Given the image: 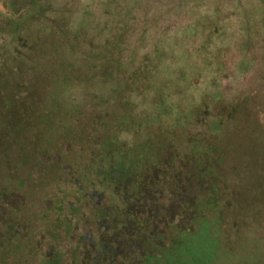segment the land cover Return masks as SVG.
Masks as SVG:
<instances>
[{
	"label": "rangeland",
	"instance_id": "374dc122",
	"mask_svg": "<svg viewBox=\"0 0 264 264\" xmlns=\"http://www.w3.org/2000/svg\"><path fill=\"white\" fill-rule=\"evenodd\" d=\"M0 83V93L20 107L11 110L18 119L21 110L29 115L28 105L37 112L32 118L29 109L31 121L0 139V237L8 219L29 222L16 250L0 246V264H42L52 245L57 250L53 238L76 228L97 239L91 207L70 210L67 199L74 201L77 190L53 163L56 154L79 164L75 175L90 191L96 177L86 175L89 158L66 150L67 130L77 127L79 114L88 123L97 118L98 138L119 146L141 145L150 133L164 138L159 164L168 163L167 146L178 156L191 154L194 165L178 173L193 189L209 185L207 207L231 252L205 245L204 263L264 264V0H0ZM251 113L253 121L240 122ZM39 119L62 126L66 140L39 147L32 125ZM236 126L254 131L251 143L237 147ZM228 144L238 150L224 153ZM215 147L222 152L221 172L205 170L202 162ZM43 158L50 160L47 169H37ZM47 198L51 206L42 213ZM32 238L40 241L35 253ZM72 239L60 244L62 264H89L81 258L91 260V246ZM112 255L123 264L120 251Z\"/></svg>",
	"mask_w": 264,
	"mask_h": 264
},
{
	"label": "flooded vegetation",
	"instance_id": "af4514ba",
	"mask_svg": "<svg viewBox=\"0 0 264 264\" xmlns=\"http://www.w3.org/2000/svg\"><path fill=\"white\" fill-rule=\"evenodd\" d=\"M11 97L12 95L3 91L0 93V139L4 141L10 139L5 138L8 133L5 131L16 135L17 131L20 130V125H23L21 122H25L26 118L31 121V111L29 109H33V107H29L31 105H28L26 112L29 115H25L24 111L21 110L22 117L19 116L18 119L16 112L11 110L20 107L17 104L14 105V102L10 100ZM18 105L20 104L18 103ZM32 114V118L37 114L35 109L32 110ZM247 117L251 121L255 119V116L251 113V117L241 116L240 122L244 123ZM88 119L87 116L79 114L75 119L77 127L72 128L70 131L65 129L67 130V137L70 138L69 140L60 137L59 133H61L62 126L56 129L55 126L41 122L40 119L34 124L31 123L34 125V130L37 129L38 131L33 137L36 142H40L39 147L42 143L49 147L53 142L59 145L66 140L67 151H81L84 152L85 159L89 158L86 159V175L91 180L96 177L95 182L90 185V191L84 190L78 176L75 175L80 171L79 164H69L67 160H63L60 156L54 154L53 159L55 162L51 161V163H56L57 168H59L58 171L61 170L65 173L68 184L75 191L77 190V198L74 201L67 199L66 204L70 207V210L74 206L77 208L81 206L79 209L84 206V209H87V205H89L91 207L89 216L94 220V229L96 228V233L98 232L99 235L96 240L90 230L78 235L83 231L81 228H76L73 233L63 232L57 234L52 240L57 250L51 249L54 247L52 245L46 256L40 260L42 264H62L60 244L66 241L72 242V238H75L78 244L86 242L88 246H91L93 254L91 260L86 262L81 258V261L89 264H101L105 261L111 262L109 264H115L121 256L118 255L114 259L112 254L119 251L123 256L121 258L123 264H179V262L181 264H205L203 254L205 245L210 250L218 253H222V251L224 253L230 252V246L225 244L227 235L223 232L221 222H218L213 216L214 212H210L211 210L207 207L204 195L208 193L209 185L204 186L202 183L198 185V188L193 189L189 182H184L185 177L178 173L180 171L179 167L186 169L187 166L194 165L191 154L188 156L180 154L178 156L173 152L174 148L170 149L167 146V149L170 150V155L167 156L168 163L159 164L156 152L158 151L160 155L163 146L160 143L164 141V138L161 140L154 139V133H150L145 135L146 137L140 142L143 143L141 145L133 146V148L119 146L111 138H98V131L103 129L99 128L97 118L89 123ZM226 119L228 120L224 122H227L230 127L235 122L229 115L225 116ZM18 121V124L15 123ZM260 121L256 118L257 123ZM83 125H87L86 131H84ZM249 133L251 137L254 136V131H250L249 127L244 128V130H242V126L235 127L232 134H238L241 137L235 143L237 147L247 141L251 143L248 137ZM80 140H83L81 146L79 145ZM14 142H16V139ZM237 147L234 144L225 145L224 153H234L232 149L238 150ZM43 148L42 151L47 154L48 150L45 147ZM221 154V150H217L216 147L214 153H205L202 158L205 170L216 169L221 172L223 168ZM45 156L49 157V155ZM218 159H220V162L216 164ZM40 160L36 168L46 170L50 160L47 161V158ZM194 167L196 168V166ZM258 173L260 172L258 171ZM191 176L190 174L188 179ZM213 187L216 188V185ZM108 191L111 194L107 196ZM0 197L1 204L5 196L1 193ZM115 200H119L120 207ZM48 204L51 206L50 198H47V202L41 205L45 207L41 209L42 213L50 209ZM21 205H18V208ZM119 216L122 219L118 220ZM17 223L15 218L8 219L5 224L8 228L3 231V235L0 237V246L13 247V251L16 250L17 245H21L22 240H25V236L21 237L20 229L25 228L29 222L25 220L18 225ZM108 231L112 232L109 239L102 235ZM128 237H131V239ZM14 240H16L15 243ZM30 242L31 252L35 253L40 241L32 238ZM190 244L193 247L202 244V247L198 246V249L190 252L186 249ZM235 250L238 255L236 246ZM125 253L128 255H124ZM130 253L133 254L132 257L129 256Z\"/></svg>",
	"mask_w": 264,
	"mask_h": 264
}]
</instances>
